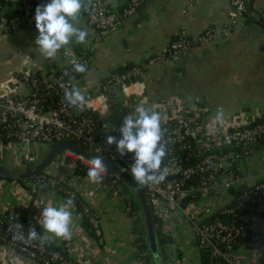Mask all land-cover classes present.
I'll return each mask as SVG.
<instances>
[{
  "label": "built area",
  "instance_id": "1",
  "mask_svg": "<svg viewBox=\"0 0 264 264\" xmlns=\"http://www.w3.org/2000/svg\"><path fill=\"white\" fill-rule=\"evenodd\" d=\"M4 2L0 3V36L35 26V8L48 0ZM138 4L137 0H130L121 13L116 14L106 8L102 0H91V7L81 13L95 29L96 36L102 37L113 31L121 18L132 14ZM230 5L228 26L235 25L246 12L247 0H230ZM262 16L264 18V13ZM222 32L227 35L228 27H224ZM216 33L206 30L193 39L180 34L165 50L148 57L144 65L113 70L103 79L97 93L85 95L87 103L80 107L66 103L64 90L71 89L75 75L81 74L73 71L74 62L87 67L88 58L81 55L73 57L58 69L57 75L49 81L44 80L42 88L40 80L32 74L37 68L14 71L0 81V157L10 147H17L27 165L36 161L30 152L31 143L50 144L69 139L114 161L122 171L131 173L132 154L120 157L114 145L105 143L106 136L119 138L120 133L104 127L99 118L108 110L114 89L121 88L128 96L139 94L140 89L131 91V86L139 83L145 67L165 60H177L191 47L209 41ZM8 82L14 85L12 89ZM155 110L160 113L161 126L165 130L162 142L166 143L167 155L161 167L167 168L168 175L159 185L142 186V190L152 212L162 222L161 233L172 237L163 245L165 263L264 264V229L261 227L264 219V174L257 175L243 164L264 136V113L254 112L247 117L235 115L220 124L206 119L203 107L198 103L182 104L168 99L162 101L158 108L155 106ZM239 146L242 149H238ZM66 152L89 166V159L70 150ZM20 165L16 162L15 167ZM50 165L27 178L31 189L45 187L74 200L81 195L69 182L52 175ZM9 180L5 179V186L10 185ZM122 181L119 173L108 169L100 184L106 185L128 211L132 194L129 189L122 188ZM83 200L86 203L83 212L92 224L93 235H90L105 248L98 216L95 211L90 212V208L93 209L90 202L85 197ZM19 214L9 207L0 213V245L15 249L34 264H81L74 257L69 243L61 245L63 249L59 250L41 245L38 239L14 241L12 236L16 229L13 225L20 224L25 237L24 226L30 228L24 214ZM78 216L81 218L79 213ZM133 216L136 220V215ZM139 221L134 222L133 247L134 242L148 243L143 220ZM39 234L42 233L39 231ZM134 250L137 252L135 247ZM241 250L245 252L239 254ZM137 261L143 264L139 259Z\"/></svg>",
  "mask_w": 264,
  "mask_h": 264
},
{
  "label": "crops",
  "instance_id": "2",
  "mask_svg": "<svg viewBox=\"0 0 264 264\" xmlns=\"http://www.w3.org/2000/svg\"><path fill=\"white\" fill-rule=\"evenodd\" d=\"M102 1L116 14L130 2ZM137 1L141 9L137 7L132 14L121 18L116 28L102 37L96 36L95 29L80 13L77 26L88 32L86 42L78 44L73 39L52 59L39 54L35 26L0 36V81L27 67L37 68L43 74L55 72L83 50L88 54V65L84 73L74 77L72 87H78L84 95L94 94L113 70L144 65L148 57L165 50L180 34L193 39L206 30H214L217 33L212 39L194 45L183 57L145 67L139 83L131 86V91L140 89L139 94L128 96L121 88H115L108 110L99 116L100 122L119 132L123 118L128 113L134 114L138 105L155 110V106L158 108L168 99L182 104L198 103L203 107L205 118L211 120H215L221 108L224 121L235 115L264 113V0H247L246 12L232 26H228L230 0ZM224 27L229 29L227 35L222 32ZM30 152L35 156L31 148ZM5 155L10 159L7 165L13 169L23 158L17 147H10ZM76 160L74 154L65 151L49 170L55 177L69 182L90 202L99 219L105 248L81 226L74 209L71 238L50 237L49 240L58 246L69 243L81 264H138L137 259L143 263L147 250L138 253L132 245L134 224L140 222V214L136 212L134 220L106 185L91 183L87 176L74 173ZM243 164L253 173L263 175L264 148H256ZM6 178H0V213L5 208H13L17 215L24 214L30 228L42 233L37 223L40 212L48 205L57 206L64 201L62 196L53 190L31 189L27 178H9L10 185L5 186ZM261 227L264 229V219ZM244 252L241 250L239 254ZM0 264L34 263L15 249L0 245Z\"/></svg>",
  "mask_w": 264,
  "mask_h": 264
},
{
  "label": "clouds",
  "instance_id": "3",
  "mask_svg": "<svg viewBox=\"0 0 264 264\" xmlns=\"http://www.w3.org/2000/svg\"><path fill=\"white\" fill-rule=\"evenodd\" d=\"M91 7V0H48L44 5L35 8L34 21L38 35L35 45L38 52L45 59L54 58L57 53L65 49L72 41L78 44L86 42L88 32L78 27L82 10ZM73 71L84 73L86 66L74 62ZM64 99L69 106L80 107L87 103L85 95L78 87L64 90ZM215 120L222 124L223 109H218ZM120 136L108 135L105 143L115 146L120 157L132 154L130 165L131 176L138 186H155L162 183L167 175V168H162L163 159L167 155L166 143L162 142L164 129L161 126V115L151 107L140 104L135 113H128L118 129ZM108 172V165L101 156L93 155L89 159L87 178L91 183H100ZM74 199L68 197L57 206L48 205L40 212L37 223L42 228L38 234L35 228H29L27 236L20 224L13 225L14 241L39 240L41 245L48 242L50 237L70 239L72 223V209Z\"/></svg>",
  "mask_w": 264,
  "mask_h": 264
},
{
  "label": "water",
  "instance_id": "4",
  "mask_svg": "<svg viewBox=\"0 0 264 264\" xmlns=\"http://www.w3.org/2000/svg\"><path fill=\"white\" fill-rule=\"evenodd\" d=\"M138 9H141V6H139ZM8 86L11 89L14 87V85L11 82H8ZM257 146L260 148H264V146H260L259 144H257ZM66 150H70L77 155L85 157L86 159H90V157L93 155L100 156L97 153L90 152L87 149L79 146L73 140L66 139L48 144L46 153H44V155L39 160L36 159L35 162H29L27 164L28 170L26 171L17 172L13 168L9 167L7 164L0 162V175L8 178H15V177L29 178L31 176L37 175L41 171L46 169L53 162L54 158L57 155L62 154ZM103 158L105 160V163L108 165V169L114 171L115 173H119L121 179L130 187L136 199L138 200L143 216L144 228L148 240V245L152 255L156 258V260H158L157 258L159 254V249H158L157 236L155 232V226L153 222V212L142 190V187L138 186L137 183L133 180L131 173L127 171H122L117 163L108 159L107 157H103ZM79 163L80 160L77 159L76 164ZM21 165L24 166L26 165V162L23 158L21 160Z\"/></svg>",
  "mask_w": 264,
  "mask_h": 264
},
{
  "label": "trees",
  "instance_id": "5",
  "mask_svg": "<svg viewBox=\"0 0 264 264\" xmlns=\"http://www.w3.org/2000/svg\"><path fill=\"white\" fill-rule=\"evenodd\" d=\"M27 1H30L32 3L36 2V0H27ZM0 3H5V2H4V0H0ZM78 54L84 58H88V54L85 53V51H83V50H80V52ZM58 73H59V70H56L55 72L50 71V72L43 74L38 69H35L34 72H32V74L40 80V82H41L40 88L44 87V80L49 81L53 75L55 76ZM78 75H80V74H78ZM75 76H77V74ZM44 105H47V102H45ZM262 122H264V119L262 120ZM263 142H264V136L260 140V143H263ZM238 149H242L241 146H239ZM87 169H88V167L86 165H84L83 163H79V164H76L74 173H76L78 175L87 176ZM122 188L123 189H130V187L124 181H122ZM37 190L45 191V190H47V188L42 187L41 189H37ZM61 196H62L63 200H66L68 198L65 195H61ZM130 201H131V207L128 210L129 216L132 217L136 212H139L140 218L143 220L141 208H140L137 200H135V198L132 197V199ZM74 204H75V206H74L75 212L77 214L79 213L81 215V218H80L81 226H83L86 230H88L89 234L93 235L92 224L90 223L88 216L83 212V207L86 205V203L83 200L81 195H77V198L74 200ZM90 212L93 213L94 210L90 208ZM0 217H2V216H0ZM153 222H154L155 232H156L157 241H158V249H159V254H158V258H157L158 260H156V258L152 255L147 241L146 242L143 241L142 243L134 242V247L136 248V251L138 253H142L145 250H147V254L145 255L143 264H166L165 263V255L163 252V245L167 241H170L172 239V237L164 235L161 233V223L162 222H161L160 218L155 213H153ZM143 223H144V221H143ZM24 229L27 232L29 230V227L24 226ZM35 230L39 234V231H38L39 229H35ZM45 245H48V247L54 248V249H59V250L63 249V246H61V245L58 246L51 240H48V242L45 243Z\"/></svg>",
  "mask_w": 264,
  "mask_h": 264
},
{
  "label": "rangeland",
  "instance_id": "6",
  "mask_svg": "<svg viewBox=\"0 0 264 264\" xmlns=\"http://www.w3.org/2000/svg\"><path fill=\"white\" fill-rule=\"evenodd\" d=\"M47 146H48V144L43 143V142L37 143V144H34V143L30 144V148L35 153V156H36L37 160H39L44 155V153H46ZM9 160H10L9 157L7 155H5V156L2 157V159H0V162H3V163L7 164V162ZM128 191L132 194V197L135 198L133 196V192L130 189ZM135 200H137V199L135 198ZM137 202H138V200H137Z\"/></svg>",
  "mask_w": 264,
  "mask_h": 264
},
{
  "label": "flooded vegetation",
  "instance_id": "7",
  "mask_svg": "<svg viewBox=\"0 0 264 264\" xmlns=\"http://www.w3.org/2000/svg\"><path fill=\"white\" fill-rule=\"evenodd\" d=\"M27 165H20L19 167H16L14 170H16L17 172H22V171H26L28 170Z\"/></svg>",
  "mask_w": 264,
  "mask_h": 264
}]
</instances>
